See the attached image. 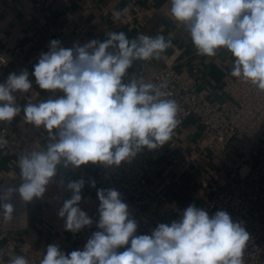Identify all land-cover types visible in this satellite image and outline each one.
<instances>
[{
	"label": "clouds",
	"instance_id": "obj_1",
	"mask_svg": "<svg viewBox=\"0 0 264 264\" xmlns=\"http://www.w3.org/2000/svg\"><path fill=\"white\" fill-rule=\"evenodd\" d=\"M170 17L188 33L197 55L215 57L226 49L233 57L230 75L264 94V0H169ZM129 11L114 12V18ZM106 39L71 48L53 39L31 73L51 98L16 103L17 93L32 89L29 72L10 73L0 82V122L23 112L26 123L44 128L50 142L41 150H25L17 161L18 188L8 187L0 201L18 193L22 201L42 198L62 168L89 163L103 167L131 162L144 148L168 143L180 124V106L170 98L168 82L145 81L129 69L137 61L159 60L172 41L164 35L109 31ZM126 77H129L126 80ZM57 92L62 95H57ZM55 130V131H54ZM7 144L0 138V149ZM84 180L69 182L72 195L58 215L66 231L78 233L93 224L79 207ZM93 188L95 181L91 182ZM99 220L82 250L66 254L49 244L40 264H244L250 234L223 210L214 215L190 204L178 220L159 223L150 234H137L138 223L115 189H97ZM0 216L13 221L14 207L0 202ZM121 249H123L121 251ZM10 264H29L17 255Z\"/></svg>",
	"mask_w": 264,
	"mask_h": 264
},
{
	"label": "built area",
	"instance_id": "obj_2",
	"mask_svg": "<svg viewBox=\"0 0 264 264\" xmlns=\"http://www.w3.org/2000/svg\"><path fill=\"white\" fill-rule=\"evenodd\" d=\"M114 12L117 11L111 13L109 20L111 26L126 25L131 20L129 15H122L117 20ZM71 26L70 31L57 39L65 48H71L74 42L83 46L93 39L102 41L98 26H86L76 18L71 20ZM12 63V54L0 46V82H4L1 76ZM29 79L32 89L37 88L34 76L30 75ZM162 80L168 82L167 90L172 94L170 98L175 99L180 106L178 126H184L190 119L200 123L203 137L201 152L215 159L227 176L224 185L214 190L204 209L210 216L220 210L226 211L233 221L241 222L250 234L244 264H264V94L250 84L231 78L221 90H216L225 102L215 106L210 99L214 89L199 88L174 68H164L145 79L153 83ZM18 102L16 94L17 105ZM0 138L7 141L6 147L18 161L24 151L10 139L5 122H0ZM162 149L144 148L131 162H122L118 167H105L95 179L98 189L111 188L121 194L122 202L128 205L130 217L138 223L137 234L151 233L159 211L165 204L168 187L155 188L143 175L144 168ZM169 149L172 163L181 173L187 171L188 166L200 156L195 151L185 158L176 156L178 145L175 143H170ZM69 182L72 181L56 176L47 186L41 199L47 203L53 200L59 203L52 217L43 218L40 222L39 230L31 227L30 202L22 201L18 193H14L8 201H0L9 202L14 207L13 221L5 222L0 216V245L10 248L7 259L1 264H10V260L17 255L24 256L29 264H40L41 249L54 243L66 254L83 249L92 233L98 230L99 200L98 197H82L79 207L93 220V224L75 234L66 231L65 221L58 212L63 202L71 198V191L67 188ZM21 183L10 174H4L0 179V194L8 187L18 188Z\"/></svg>",
	"mask_w": 264,
	"mask_h": 264
},
{
	"label": "crops",
	"instance_id": "obj_3",
	"mask_svg": "<svg viewBox=\"0 0 264 264\" xmlns=\"http://www.w3.org/2000/svg\"><path fill=\"white\" fill-rule=\"evenodd\" d=\"M125 7L129 9L124 14L131 17L129 23L111 26V13ZM169 9V0H0V46L13 56L12 65L2 74L1 79L5 81L10 73L19 74L25 69L30 76L40 54L48 51L50 41L70 31L71 20L76 18L86 26H98L102 41L109 31H123L129 39L139 34L164 35L172 41L173 47L167 49L159 60L135 62L133 68L129 69V77L135 75L145 80L171 67L199 88L214 89L210 99L215 106L224 104L225 99L216 90H221L229 79L234 78L230 75L233 63L231 53L220 49L215 57L197 55L188 33L171 19ZM17 95L18 106L23 107L29 102L39 103L51 98L52 94L37 87ZM57 95L62 93L57 92ZM5 126L10 139L23 151L41 150L50 142L44 128H36L25 122L23 112L11 123L5 122ZM202 138V126L196 119H190L184 126L174 130L162 152L144 168L143 175L153 187H168L164 207L160 209L153 228L159 223L170 224L178 220L190 204L204 209L214 190L226 182L227 176L222 166L201 152ZM170 143L178 145L175 155L181 158L193 151L200 154L184 173L172 163ZM104 168L91 163L75 169L60 167L57 177L72 182L84 180L81 196L96 198L98 188H93L91 182ZM6 173L21 181L17 159L5 146L0 149V179ZM58 203L56 200L47 203L41 198H34L30 202L32 229L39 230L40 222L43 218L52 217ZM47 241L49 243V239ZM9 252L8 246L0 245V264L7 259Z\"/></svg>",
	"mask_w": 264,
	"mask_h": 264
},
{
	"label": "rangeland",
	"instance_id": "obj_4",
	"mask_svg": "<svg viewBox=\"0 0 264 264\" xmlns=\"http://www.w3.org/2000/svg\"><path fill=\"white\" fill-rule=\"evenodd\" d=\"M46 248H47V246L42 248L41 251L39 252V255H40L41 259H42L43 253L46 251Z\"/></svg>",
	"mask_w": 264,
	"mask_h": 264
}]
</instances>
